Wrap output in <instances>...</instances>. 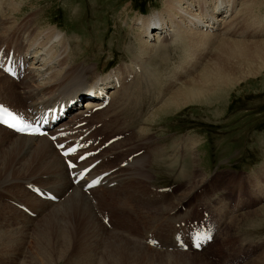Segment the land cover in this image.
Returning a JSON list of instances; mask_svg holds the SVG:
<instances>
[{"label":"rangeland","instance_id":"rangeland-1","mask_svg":"<svg viewBox=\"0 0 264 264\" xmlns=\"http://www.w3.org/2000/svg\"><path fill=\"white\" fill-rule=\"evenodd\" d=\"M8 1L15 5L9 6L7 0H0L1 4H5V8L2 9L4 14L1 18L3 17L2 19L7 23L15 22L13 24L20 26L15 28L18 33L13 30L8 35L15 38H12V42L20 37L18 35L22 33L23 29L29 30V35L33 36L30 31L45 33L49 31L50 27H56L66 38L67 49L72 57H75V63L83 61V64L86 62V65H93L94 71L99 77L105 78L115 74L112 80H117L118 68L126 74L132 72L131 74L142 76L149 74L158 77L161 80V87L154 89L157 91V100L152 105L150 104L151 107L147 105L140 116L142 120L152 115V112L155 114L154 108L158 107L161 111L165 98L172 97L174 101L180 95L186 94L188 88L193 89L190 92L194 94L192 98L175 103L168 113L159 112L148 121L146 119L147 124H143L146 126H144L145 128L149 127L148 132L151 137L140 152L143 154L149 152V149L155 144L159 146V151L156 150L155 155H150L148 158L149 161L154 160V163H146L148 176L143 179H135L134 182L139 183L134 186L140 185L145 188L140 191L145 192V199L151 198L157 202H164V199L170 196L169 200L170 203L173 202L174 213L172 220H170L169 212H166L165 209L152 213L148 209V205L151 203L147 201L148 203L144 207L137 206L138 209H135L137 215L128 213L125 216L126 218L131 217L133 221H138L139 231H137L142 234L146 247L154 248L147 244L145 237L156 233L159 241V253L179 251L187 254H202L209 264H264V0H222V2H231L234 6L231 11L226 13L229 16H225L221 20L218 18L222 11L216 12L210 8L215 0H198L197 3H193L192 0ZM182 4L186 6L183 8L185 17L181 22L184 29H189V34L197 33L211 37L207 39L206 46H194L196 48L192 46L191 51V49H187V41L180 29V39L184 41L185 47H177L178 45L168 47V44L164 49L161 44H166V41L155 40V36L163 32L161 15H167L163 9L167 7L171 11H175L177 6ZM202 7L205 8V11L202 10ZM194 10L197 11L193 13H198L200 18H196L199 15H193L192 11ZM160 11L163 12L158 14ZM204 14L215 21L216 24L212 28L202 26L203 22L207 20ZM192 17L198 19L191 20L193 24H196L195 27L186 21ZM142 21L148 22L147 27L141 28ZM45 24L49 27L47 28ZM151 28L154 29L150 30ZM142 29L146 31L147 36L141 33ZM204 29L205 31H202ZM207 30L209 32H206ZM0 31L4 33V29ZM246 41L249 43L247 56L238 55L230 45L231 42L241 46ZM2 45L3 43L0 41V46ZM143 46L145 47L143 48ZM6 47L9 48V46ZM55 47L53 53L56 52L55 50H59V47L58 49L57 46ZM139 48L146 51V55L143 56L146 58L150 56V60L144 62L146 69L143 74L137 71L139 64L135 60V54ZM31 51L30 53H32ZM12 52L18 55L16 50ZM147 52L149 53L147 54ZM189 56H193L191 64L199 63L200 65L195 70L191 69V72L181 75V69L185 66L184 60L186 61ZM145 57L142 58L145 59ZM30 61L28 60L25 69L30 65ZM53 62L51 63L54 65ZM209 65L212 69L211 76L221 86L215 88L214 93L207 98L196 96L195 92L198 87L196 83L206 75ZM218 72H221V76L218 75ZM1 76L3 80L0 78V87L2 85L3 89L0 88V94L3 95H0V103L13 105L12 108H17L21 102L16 96L9 94L11 84L7 83L6 75L0 72ZM6 78L10 82H16L8 76ZM168 78H173V82L170 83ZM128 81L132 82L133 80L128 79ZM143 88L139 93L142 94L146 91ZM101 114V111H96L90 116H85L84 119H89L87 123L76 128L74 125L84 119L75 122L72 119L70 122L65 121L64 124L71 125L67 128L68 131H76L73 132V138L80 136L83 131L92 130V134L97 131V135L92 136L93 138L102 134L97 138L101 139L102 143L104 134L108 133V130L103 129L105 126L103 123L107 121L108 116L106 117L104 113L101 116ZM75 115L80 117V114H74V118ZM81 117L83 116L81 115ZM150 120L152 123H149ZM101 121L102 123L99 124ZM117 123L121 122L117 121ZM136 125L139 126V124ZM138 126H132L129 128V132L134 133ZM92 134L85 139L89 140ZM110 135V133L106 134L105 138ZM127 135L130 133L125 132L124 136ZM183 147L187 150L185 157L181 153ZM0 155H3L2 159L5 160L2 170H6L2 173L9 169L10 174H13V165L5 159L12 158V155L4 151H0ZM116 155L112 154L110 165L119 162L116 160ZM168 164L173 165L174 168L168 170ZM18 180L20 179L17 178L16 182L13 180L12 183L3 184V186L0 184L1 211L5 210L2 204L13 202L18 206L17 204L20 202L16 200L20 195V197H24L25 201H28V204L29 200L33 201L29 195L23 193V184ZM145 184L146 186H144ZM181 206L185 207L186 213L183 212ZM104 208L102 207L103 210L101 209L102 213L100 211L98 219L99 221L106 219V222L102 221V223L108 228L111 221ZM29 212H27L29 216L34 218L33 213ZM185 214L186 216L182 217L181 222L184 229L190 221L206 220L208 216L215 227V238L204 250L175 249V244L172 241L167 244V241L156 232L155 229L162 230L174 219L181 220L180 216ZM35 220L33 219V222ZM123 224L126 228H133L125 221ZM178 225L180 223L176 222V226ZM34 243L35 235L32 231L27 237L21 256L28 255V253L35 256ZM75 243H79L78 247L81 244L88 246L84 249L92 253L100 254L102 251V245L98 238L91 241L81 238L80 242L76 239ZM15 248L9 247L11 250ZM36 256L42 259L40 255ZM143 258L158 262L163 257L160 254H148ZM51 264H64V261L58 259V262ZM157 264L179 263L165 257L162 262Z\"/></svg>","mask_w":264,"mask_h":264},{"label":"bare ground","instance_id":"bare-ground-1","mask_svg":"<svg viewBox=\"0 0 264 264\" xmlns=\"http://www.w3.org/2000/svg\"><path fill=\"white\" fill-rule=\"evenodd\" d=\"M197 1L198 0H192L193 3H197ZM7 4L9 6L15 5L8 0ZM233 6V3L231 2L215 0L212 2L210 8L212 11H222L221 16L218 18L221 20L225 18V16H229V14L226 15V13L231 11ZM185 7L186 6L182 4L177 6L175 11H171L170 8L167 7L163 9L167 14L161 15V29L163 32L156 35L155 40H165L166 44H161V47H164V49L168 44V47L173 45H178L177 47L181 46V48L185 47L184 41L180 39V29L187 41V49H191V51L192 46H206L207 39L211 37L197 33L189 34V29H184L181 22L183 17H185L183 12V8ZM3 8H5V4L0 3V24L2 23L0 30L4 29V33L0 31V41L3 43V45L0 46V51H5V54H7L9 51L16 50V53L18 54L17 56L24 59L25 67L28 60L31 61L28 68L24 69L23 77L17 81L14 80L16 82H10L6 78L7 75L0 71L2 74L6 75L5 79L7 83L11 84V87L9 88L10 90L8 89L9 94L19 98L21 104L17 105L18 107L15 106L17 108H12L11 106L13 105L1 103L7 105V107L10 106L8 108L16 111L18 114L27 117L31 115V110L36 111L38 108H51L61 100L69 101L71 99H76L80 92L90 91L91 87L97 83L106 84V86L111 87L109 88L110 92H108L109 102L104 108L93 110L95 105L93 104L89 108L78 109L74 114H80V117L75 115L76 117L74 118V114H72L70 118L63 120L60 124L53 127L50 133L53 134L68 131L67 128L71 125L64 124V122H70L72 119H74V122L84 119V117L88 115L87 111L90 113L101 111L106 117L108 116L106 119L107 121L103 123L105 126L102 127L105 131L108 130L107 132L111 134L110 136H107L108 138H105V135L108 134L105 132L106 134H104V141L102 143L112 137L116 138L106 146L99 148L98 152L90 154L89 157L83 161L76 162L77 168H81L89 162L98 159V163L91 169L90 174L93 175L105 171L108 172L97 186L88 190H83L81 183L74 184L72 182V178L69 177V170L66 167L63 156L59 154V150L56 149L52 143L53 141L46 135L16 134L0 124V151L8 152L12 155V158L5 159L7 162L9 161V163L13 165L12 168H14L13 174H10L9 169L2 173V171L6 169L3 168L4 170H2L5 160L2 159L4 156L0 155V184L3 186V184L12 183L13 180L15 181L19 178L20 180L18 181L23 184V193L29 195V198L33 201L29 200V205L27 203L28 201L23 199L24 197H20L21 195L17 197L18 200H16V198L15 200L19 201L20 205L25 206L27 210L29 209L28 211L32 212L35 216L34 218L30 217L24 209L19 208V204L16 206L11 201V203H6V205L2 204L5 210H0V264H51L58 262V259H62L64 264H157L158 262H162L165 257L171 258L179 264H209L208 261L204 259L205 257L203 258L202 254L201 256L199 254H187L179 251L159 253V241L157 244L152 245L148 242L150 239H157L156 233L145 237V239L149 246L157 248L158 250L147 248L143 241L142 234L138 233V221H133L131 217H125L128 213H135V209H138V207L141 206L144 207V205L149 202L151 203L148 205L149 211L157 213L160 209H165L166 212H169L170 220H172L174 213L173 202L170 203L169 200L171 197H166L168 200L165 198L164 202H157L155 199L151 198H146V200L144 196L145 192H140L144 187L140 185L134 186V184L139 183L134 182V180L143 179L148 176L146 163H154V160L149 161L150 159L148 160V158L150 155L154 156L156 150L159 151V146L155 144L149 149V152L145 154L140 152L145 143L151 137L148 132L149 127L145 128L146 126L144 125V127L143 124H147L146 121L155 117V115H158L159 112L165 111L168 113V111H171L172 106L175 103L183 102L192 98L194 94L190 92L193 91V89L188 88L186 94L180 95L178 98H175L174 101L172 97H169L168 99L165 98L164 107L161 111L158 107L154 108L155 114L152 112V115H147L148 117L142 120L140 116L147 105H152L157 100V91L154 89L161 87V80H159L158 77L149 74L144 76L131 74L132 72L126 74L120 68H118L119 71H117V80H112V77H115V74L105 78L99 77L97 72L94 71L93 65H86V62L83 64V61L75 63V57H72L67 49L68 42H66V38L56 27H50L48 29L49 31L47 32H49V35H47V32L43 33L37 31L34 33V31H30L33 36L29 35V30L26 31L23 29L22 33L18 35L20 37L12 42L15 38L8 35L11 34L13 30L17 32L15 28H19L20 26L13 24L15 22L7 23L2 19L3 17L1 18L4 14V11L2 10ZM202 10L205 11V8L202 7ZM163 11L158 12V14ZM196 11L197 10H194L192 13ZM193 15L195 16L199 14L193 13ZM204 16L207 17V20L203 22L202 26L212 28L213 25L216 24L215 21L208 15L204 14ZM196 18H200V15ZM191 20L198 19H193V17L192 19H186L189 24L195 27L196 24H193ZM147 25V21L141 22V28H145ZM5 30L7 31L6 33ZM202 31H205V29ZM145 32V30H141L142 34H145ZM206 32H209V30ZM145 36H147V34H145ZM248 44L249 43L246 41L239 46L237 43L230 42L235 53L238 55L244 54L245 56L249 54ZM6 46H9V48L7 49ZM55 46H57V49L59 47L60 51L55 50L56 52L53 53ZM139 47L141 46L139 45ZM144 47L145 46H143V48ZM140 49L141 48H139V50ZM30 51L32 53H30ZM138 52L135 54V60L139 64V69L137 68V71L143 74V71L146 69L144 68V62L149 61L150 56L148 58L143 56L146 55V51L144 50ZM148 53L149 52H147V54ZM165 53L168 52L165 51ZM142 57H145V59ZM192 59L193 56H189L186 61L184 60L185 66L181 69V75L191 72V69L192 71L195 70L200 65L199 63L191 64L190 61H192ZM52 61H54V65L51 63ZM211 75L212 69L211 65H209L206 75L196 83L198 86L195 92L196 96H204V98H207L214 93L215 88L221 86ZM218 75L221 76V72H218ZM0 78H2V76ZM128 79H132L133 81L130 82ZM168 79L170 83L173 82V78ZM225 82H227V80H225ZM142 87H144L143 89L146 91L141 94L139 92H141L140 90ZM0 88H2V85ZM88 104H90V102L85 101L82 105L86 106ZM81 115L83 117H81ZM88 120V118L87 120L84 119V123L81 120V122L76 123L74 127L83 126ZM117 121L121 123H117ZM150 122L151 120L149 123ZM101 123L102 121L99 124ZM136 124H139V126ZM62 126L64 127L63 129L60 128ZM132 126H138V129L134 133L129 132V128ZM96 130H98V128ZM69 132L71 134L66 137L71 136L73 138V132L76 131L72 130ZM92 132V130L86 132L83 131L80 135L84 137V143L88 141L85 137L92 134ZM96 132L97 131L91 136L97 135ZM125 132L130 133V135L124 136ZM118 135L121 137L118 138ZM80 136L73 138V140L79 139ZM101 136L102 134L94 139ZM66 137L58 138V141H62ZM93 140L90 143L88 150L93 151L97 147H100L95 146V141ZM98 141H100L99 145L102 144L101 139H97V142ZM115 147L116 149H114ZM181 153L185 157L187 155V150L183 147ZM112 154H117L116 160L119 161L117 164L110 165L109 161L112 159ZM167 168L168 170L173 169L174 166L168 164ZM32 185H36L42 191H48L49 193L55 194L57 200L52 203L47 194L41 196L34 193L29 188ZM144 186H146V184ZM100 188L101 190H99ZM118 190L121 191L118 192ZM20 191L22 192V190ZM102 192L107 193L102 194ZM102 207H105V213L110 217L108 218L111 221V225L108 226L110 230H108L106 225L103 224L106 222V219L102 220L103 223L98 219L100 211L102 213ZM182 207L184 206H181V209L185 212V207ZM184 216H186V214L180 216L181 220L174 219L172 222L164 226L162 230L160 228L155 229L156 232L167 241V244L172 241L175 244V249L178 250L183 249L177 245V240L173 237L184 230L181 225L183 220L182 217ZM33 219L36 220L33 222ZM123 221L127 224H131L133 228H126ZM139 221L141 220L139 219ZM176 222H179L180 225L176 226ZM32 231L35 235V253L36 255H40L42 259L29 253L25 256L22 255L23 257L21 256L27 237ZM81 238L89 241L98 238L102 245V251L100 254L92 253L91 251L84 249L88 246H83L82 244L78 247L79 243H75V240L77 239L80 242ZM173 243L171 244L172 247ZM207 246L208 244L201 250H204ZM9 247H16L15 249H17V251H14L15 249L11 250ZM183 251L190 250L187 249ZM148 254H160L163 258L159 259L158 262L144 259L143 257H147Z\"/></svg>","mask_w":264,"mask_h":264},{"label":"snow or ice","instance_id":"snow-or-ice-1","mask_svg":"<svg viewBox=\"0 0 264 264\" xmlns=\"http://www.w3.org/2000/svg\"><path fill=\"white\" fill-rule=\"evenodd\" d=\"M10 71L9 69H6ZM0 123H3L5 125H9L12 128L17 129L18 131L25 132V131H31V132H38V128H34L31 125L24 122L23 118L16 115L12 111H10L8 108L4 107L3 105H0ZM70 151H72L70 149Z\"/></svg>","mask_w":264,"mask_h":264}]
</instances>
